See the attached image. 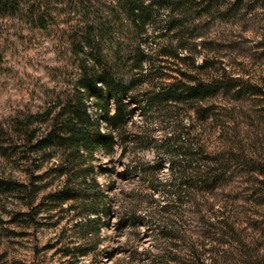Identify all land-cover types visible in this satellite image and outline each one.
<instances>
[{
    "label": "rangeland",
    "instance_id": "374dc122",
    "mask_svg": "<svg viewBox=\"0 0 264 264\" xmlns=\"http://www.w3.org/2000/svg\"><path fill=\"white\" fill-rule=\"evenodd\" d=\"M153 1L143 31L124 0H10L8 8L0 6V180L29 182L32 169L41 173L55 161L34 162L18 127L30 119V128H45L49 111L74 89L85 55L76 42L92 29L102 62L127 81L142 79L129 92L130 107L138 108L127 140L117 144L112 160L105 154L97 160L112 168L98 178L110 185L115 205L111 223L102 226L95 264H153L157 254L159 264H264V0ZM165 44L164 51L179 53H163ZM143 56L151 62L140 68ZM189 78L218 84L207 94H183L141 113L148 93ZM181 117L187 145L210 158L186 175L174 202L166 193L152 195V185L173 176L159 150L169 143L168 126ZM58 179L48 174L24 191L17 184L0 188V264L92 263L90 256L73 262L56 250L86 241L68 213L45 197ZM165 203L177 206L162 211ZM135 207L152 220L119 230V215ZM30 209L35 220L25 212ZM163 224L175 237L159 235Z\"/></svg>",
    "mask_w": 264,
    "mask_h": 264
},
{
    "label": "trees",
    "instance_id": "16d2710c",
    "mask_svg": "<svg viewBox=\"0 0 264 264\" xmlns=\"http://www.w3.org/2000/svg\"><path fill=\"white\" fill-rule=\"evenodd\" d=\"M9 1L0 0V6L4 9L8 8ZM124 4L128 16L136 24L141 23L143 27L141 31H143L151 19L148 9L154 5V1L144 3V0H124ZM171 26L168 24V28L171 29ZM167 45L162 46L163 53L174 55L179 53V50L176 52L169 49L164 51ZM75 47L76 50H83L85 55H81V74L74 89L64 101L49 111L50 117L44 129L38 125L30 128V119L23 121L18 127L19 135L17 137L22 140L26 139L35 156L34 162H37L40 157L43 159L54 157L55 161L41 173H36L32 169L29 173V182L3 179L0 180V188L14 190L18 188L17 185H20L22 186L20 190L24 191L23 189H26L29 183L33 184L35 179H44L48 174L60 178L57 186L50 189L45 197L48 202L53 203L55 208L63 213H68L76 235L86 241L72 246L57 247L56 250L61 251L63 256H69L73 262H78L82 256H90L93 259L91 264H95L102 226L111 223L115 205L114 198L109 192L110 185L103 184L98 178L99 172L107 174L112 168L107 165L106 161L98 163L97 160L101 154L107 155L108 160H112L117 144L127 140L129 121L134 115V109L138 108L130 107L133 99L129 98V92L136 88L137 84L142 83V79L127 81L102 62L96 50L97 43L92 29H88L86 34L77 40ZM85 47H89V51L85 52ZM179 47L183 48V45L181 44ZM180 58L186 61L190 57ZM146 60L151 62V59L143 56L136 66L142 68ZM216 84L218 83L193 81L192 78H189V81L183 85L174 82L167 87L162 86L148 93L141 100L139 108H141L142 114H146L147 110L157 104L165 105V102L171 100L176 102L182 100L183 94L187 97L207 94L211 92L212 86L216 87ZM90 105L95 109L94 112H91ZM174 113L178 119L179 111ZM174 113L168 114L172 120L176 119ZM181 119L182 117L171 123L170 127L168 126L170 128V133L167 135L169 143L159 150L163 153V158L168 160L173 176L166 180L159 178V181L152 185V195L156 191L166 193L176 198L174 202H178V198L180 199L185 190L188 182L186 175L206 165L210 158L203 149L192 144L187 145L185 126L180 121ZM36 166L39 167L40 163H37ZM137 167L136 165L135 168ZM162 167L161 163L154 166L156 170H160ZM47 184L48 182L43 186H47ZM35 198L34 191L30 189L27 193V203L31 208H33ZM171 206L175 208L177 204H162V211H168ZM25 212L35 220L37 212H33V209ZM147 215L135 207L133 210L119 215L116 227L119 230H124L128 226H138L142 222L152 220L148 219ZM164 227H166L165 224L161 228L158 227L160 228L159 235L175 237L172 233H166ZM64 231L65 228L62 229V232ZM59 240L60 236L55 243L49 246H56ZM162 260L163 257L159 254L156 255V258L155 256L152 258L153 264H159Z\"/></svg>",
    "mask_w": 264,
    "mask_h": 264
}]
</instances>
